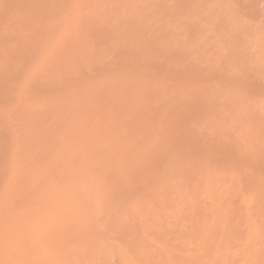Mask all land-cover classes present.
Instances as JSON below:
<instances>
[{"label": "bare ground", "instance_id": "obj_1", "mask_svg": "<svg viewBox=\"0 0 264 264\" xmlns=\"http://www.w3.org/2000/svg\"><path fill=\"white\" fill-rule=\"evenodd\" d=\"M177 3L0 0V264H112L164 210L220 209L213 184L242 172L239 147ZM235 69L233 87L258 83Z\"/></svg>", "mask_w": 264, "mask_h": 264}, {"label": "rangeland", "instance_id": "obj_2", "mask_svg": "<svg viewBox=\"0 0 264 264\" xmlns=\"http://www.w3.org/2000/svg\"><path fill=\"white\" fill-rule=\"evenodd\" d=\"M177 8L184 21L177 32L186 27V32L177 33V37L194 43L195 49H201L205 40L211 47L209 55L216 76L213 81L216 105H219L216 107L218 130L219 134L224 133L225 142L233 138L231 141L235 143L229 144L238 143L240 157L237 156L235 169L239 167L242 172L237 173L233 184H213L215 192L217 186H222V192L218 190L220 195L223 193L219 197L220 206L215 204L220 208L217 213L191 214L188 199L183 202L186 209L181 211L183 214L171 216L164 210L161 218L145 226L148 227L142 235L141 230L140 233L134 232L136 229L128 231V250L113 248L107 256L112 264H264V184H253L251 179L258 168L255 166L260 165L264 170V0H178ZM228 67L240 68L243 73L254 75L255 80L258 77V83L255 82L258 85L233 87L227 81ZM115 236L111 237L117 239ZM139 240L140 244L135 245ZM101 250L97 248L93 254L99 252L104 256L107 250L103 253ZM116 250L120 252L115 256ZM19 261L15 259L12 263Z\"/></svg>", "mask_w": 264, "mask_h": 264}]
</instances>
